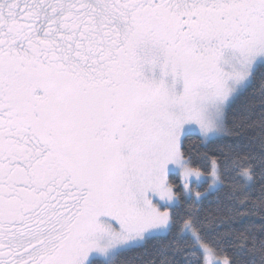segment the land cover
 Here are the masks:
<instances>
[{
  "label": "snow or ice",
  "instance_id": "snow-or-ice-1",
  "mask_svg": "<svg viewBox=\"0 0 264 264\" xmlns=\"http://www.w3.org/2000/svg\"><path fill=\"white\" fill-rule=\"evenodd\" d=\"M0 264H264V0H0Z\"/></svg>",
  "mask_w": 264,
  "mask_h": 264
},
{
  "label": "trees",
  "instance_id": "trees-1",
  "mask_svg": "<svg viewBox=\"0 0 264 264\" xmlns=\"http://www.w3.org/2000/svg\"><path fill=\"white\" fill-rule=\"evenodd\" d=\"M192 139H193V140H195V139H196V137H193Z\"/></svg>",
  "mask_w": 264,
  "mask_h": 264
}]
</instances>
